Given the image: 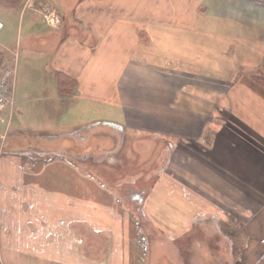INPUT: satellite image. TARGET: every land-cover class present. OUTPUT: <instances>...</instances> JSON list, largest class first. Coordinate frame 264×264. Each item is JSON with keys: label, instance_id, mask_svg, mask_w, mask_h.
Masks as SVG:
<instances>
[{"label": "rangeland", "instance_id": "obj_1", "mask_svg": "<svg viewBox=\"0 0 264 264\" xmlns=\"http://www.w3.org/2000/svg\"><path fill=\"white\" fill-rule=\"evenodd\" d=\"M45 1L40 5L42 1L33 0L27 7L32 5L39 11L43 9L44 19L46 13L55 12L58 18L55 25L60 24L63 32L69 26L82 25L75 14L86 18L89 4L90 8H97L93 19L108 25L106 29L113 43L104 48V57L97 62L101 69L96 73V89L90 97L97 101L84 103L87 97L80 95L76 97L79 101H73L69 106L68 99L63 98L64 104L58 109L43 112L41 117L35 112H27L21 120L15 112L10 129H5H9L8 132L0 134V147L4 148L1 146L2 136L7 139L19 120L20 124L44 125L45 129L39 133L71 132L80 140V179H94L96 185L105 183L114 195L124 199H120L122 207L128 205L137 215L142 212L139 206L153 182L156 183L158 172L164 171L162 182L176 185V192L191 203L194 221L185 240L176 242L175 250L168 248V255H158L159 250L152 241L156 227L146 216L142 217L140 226L144 234L152 236L146 264H264V128L258 117L253 120L255 125H251L247 117L238 121L235 116L244 99L240 91L234 93L231 88L237 84L242 87L249 80L264 91V0ZM6 8L0 5V12ZM0 19L4 21L1 15ZM9 23L4 34L8 41L15 42V19ZM40 23L45 24L44 21ZM28 25L26 16L22 36ZM22 62L20 59V68ZM169 72L174 73L171 78ZM120 80L124 89L121 91ZM228 85L231 86L229 89ZM171 87L176 95L175 112H168L163 107L167 106ZM224 91L229 93L228 97H234L226 107L221 105ZM187 92L195 93V96ZM153 96L155 104L151 103ZM251 97L256 102L254 109L263 110L257 103L264 97L258 94ZM125 98L131 100L132 107L144 108V116L142 112L132 111ZM200 98L205 105V111L201 112L203 122L198 118L199 112L195 111L199 109L198 105L194 107ZM122 105L129 111L126 112ZM189 105L192 113L186 110ZM127 114V122L131 124L125 123ZM193 115L197 118L194 119ZM146 118L152 122L150 125H138ZM87 123L93 125L83 127ZM238 123L243 126L237 127ZM4 125L0 124V132ZM201 134L207 140L208 152L215 150L208 154V158L202 155V160L199 153L195 157V154L189 156L184 151L186 136L192 138V151H198L199 144L194 139ZM138 136H155V141L145 147L140 141L144 139L134 138ZM217 136L236 137L241 141L243 137L253 136L255 159L247 153V144L245 146L242 142L234 145L233 154L227 152V145L216 154ZM10 137L4 143L5 149L22 139L14 134ZM98 161L104 163L93 164ZM200 161L202 166H207L208 172L221 171L223 174L221 177H200L196 172L203 168ZM142 169L146 171L145 175ZM84 170L90 172V177L83 173ZM217 178L224 181L225 191L216 190ZM1 179L0 182L4 181ZM105 195L110 197L108 190L97 191L95 200L102 202ZM107 203L110 204L108 200ZM109 209L100 206V215L108 219L102 220L103 226L115 222L114 217L110 219ZM85 210L80 209L81 216ZM6 215V209L1 207L0 264H41L39 257L7 249ZM83 225L78 224L83 249L80 264L87 263L88 251L97 259L100 253L109 251L104 240L96 248L97 235L88 232ZM132 231L130 226L129 234ZM200 246L204 249L199 250ZM122 258L126 264L134 261L130 255ZM114 259L116 262L120 260L119 256Z\"/></svg>", "mask_w": 264, "mask_h": 264}, {"label": "crops", "instance_id": "obj_2", "mask_svg": "<svg viewBox=\"0 0 264 264\" xmlns=\"http://www.w3.org/2000/svg\"><path fill=\"white\" fill-rule=\"evenodd\" d=\"M40 1H42L39 2L40 5L46 2L45 0ZM75 1L78 2V0ZM87 1L90 3L92 0ZM28 3H33V0H26L21 7L6 8L0 12L6 22L2 20L3 28L0 30V52L3 54L0 80L7 76V85L12 93L13 101L11 113L7 112L5 115L2 122L5 123L4 129L0 134L8 132L15 112L19 115L20 120L27 112H35L38 117H41L43 112L53 111L63 105V98L68 99L70 106L73 101H79L76 97L80 95L87 97V101L83 100L84 103H95L97 100L90 97H93V90L96 89V73H99L98 70L101 69L97 62L104 57V48L110 47V44L113 43L106 29L108 25L100 23L99 19H93L95 13L97 14V8L93 6L90 8V4L87 5L86 18H81V14H75V18L81 21L82 25L69 26L66 28L67 31L63 32L60 24L54 26L46 22L43 9L39 11L32 5L27 7ZM100 11L105 13L104 10ZM26 16L29 25L26 27V34L22 36L23 22ZM14 19L16 38L15 42H11L5 37L4 28L10 24V20L13 21ZM41 21H44L46 25L43 24L44 26H42ZM131 45L133 44L131 43ZM124 46L126 47V40ZM20 59L23 61L21 68L19 67ZM60 74L76 82V86L69 95H65L60 90L58 79ZM171 75L173 76L174 73L169 72L170 78ZM121 80L119 91L123 89ZM245 83L242 87H238L240 84H237L236 87L230 85L227 87V89L231 87L234 93L240 91V96L244 99L242 108L235 117L238 121L239 118L244 120L247 117L251 125H255L254 121L258 117L264 128V99L257 103L263 110H255L253 105H256V102L251 97L255 94L264 97V91L249 80ZM67 85L68 87L71 86ZM125 92L129 98L127 90ZM224 92L221 105L226 107V105L231 104L234 97L232 95V98L228 97L229 93ZM187 94L195 96V93L192 94V92H187ZM175 97V89L169 88L167 106H163L168 112H175L176 110L174 106ZM125 99L132 111L142 112L144 116V108L132 107L131 100ZM236 99L238 104L239 96ZM152 100L151 103L155 104L154 96ZM189 104L191 105V101ZM190 105L186 110L192 113L193 109ZM204 106L201 98L199 103L194 106L199 108L195 111L199 112L200 117L198 118L201 121L203 119L201 112L202 110L205 111ZM125 110L126 112L129 111ZM193 116L194 119L197 118V116ZM127 117L128 114L125 123L131 124V122H127ZM188 118L190 119V115ZM19 122L16 124V128L12 130V134L22 139L13 145L10 144L8 149H5L4 143L12 135L9 133L7 139L2 136L4 142H1V146L4 145V148L0 147V179L4 178V181L0 182V196L1 192L3 196L2 202L0 201V208H5L7 211L5 218L6 223H8L6 233L9 251L24 252L39 257L41 264H80L79 257L83 249H81L82 241L78 224L82 223L88 232L97 235L96 248H99L101 241L104 240L105 246H108L107 249H109L107 252L100 253L98 259L94 257V254L91 257V252L88 251V260L85 264H126L122 262L124 255L133 256L134 261L131 264H146L152 236L151 234H144L140 226V220L145 216L156 227V235L152 241H155V248L159 250L158 255H168V248L175 250L176 242L185 240L187 230L194 221L192 205L184 195L176 192V185L162 182L164 171L158 172L156 183L153 182L147 197L139 206L143 214L141 212L140 215H137L128 205L122 207L121 200L124 201V199L120 196V200L114 195L105 183L96 185L94 179H80L82 170L78 150L79 137H75L71 132L39 133L45 129L44 125L32 124L31 126L25 122H23L24 124ZM150 123L152 122L146 118V120H140L138 125L141 124L145 127ZM91 125L93 123H87L83 127ZM240 125L243 126L238 123L237 127H241ZM74 127L76 129L81 128V126ZM6 128L9 129L5 131ZM134 138L137 140L144 139L140 141L145 147L155 141V136ZM187 139L186 136L185 142L187 143L184 144V151L189 156L195 154L197 157L196 155L199 153L202 160V155L208 158V154L215 151L209 150L208 152L207 140L202 138V134L194 139L199 144L198 151L196 149L192 151V138H189L188 141ZM215 140L217 144L216 154L221 153L224 145H227V152L233 154L236 149L234 145L242 142L245 146L247 144V153L255 159V138L253 136L243 137L242 141L236 137L225 138L223 136H217ZM172 142L176 144L175 140ZM195 157L193 160H196ZM101 163L104 162L98 161L93 164ZM199 163L202 166L203 162L200 161ZM202 167L196 168L200 177L209 175L221 177L223 174L219 171L220 169L219 172L212 171V174V172H208L207 166ZM85 171L83 173L90 177V172ZM145 174L146 171L143 170V175ZM216 180L218 181L216 182V190L225 191L224 181L218 180V178ZM126 187L128 188V186ZM103 189L109 191L110 197L105 195L102 202H98L95 200V194L97 191L103 192ZM107 200L110 204L107 203ZM101 205L110 208L108 210L111 214L110 219L114 217V223L108 222L107 226L101 224L103 219L108 221L107 218L100 215ZM150 205H152V210H150ZM81 208L86 209V213L82 216L80 214ZM130 226L133 231L129 234ZM0 234L3 235L1 228ZM104 234H107V237ZM0 247L1 251L2 246L0 245ZM200 249H204V247L200 246ZM115 256H119L120 260L116 262Z\"/></svg>", "mask_w": 264, "mask_h": 264}, {"label": "built area", "instance_id": "obj_3", "mask_svg": "<svg viewBox=\"0 0 264 264\" xmlns=\"http://www.w3.org/2000/svg\"><path fill=\"white\" fill-rule=\"evenodd\" d=\"M45 19L51 25H55L56 23H58V18L56 16V13L53 11L46 13ZM2 28H3V22L0 19V30ZM12 107H13L12 93L7 85V76H5L3 77V79L0 80V123L4 121V117L7 114V112L11 113Z\"/></svg>", "mask_w": 264, "mask_h": 264}, {"label": "trees", "instance_id": "obj_4", "mask_svg": "<svg viewBox=\"0 0 264 264\" xmlns=\"http://www.w3.org/2000/svg\"><path fill=\"white\" fill-rule=\"evenodd\" d=\"M23 2L24 0H0V5H3L4 7L7 8H14L22 5ZM2 62H3V54L0 52V67L2 66ZM58 79H59L61 92H63L65 95H69L72 89L76 86V82L62 74L58 75ZM67 84L71 86L68 87Z\"/></svg>", "mask_w": 264, "mask_h": 264}]
</instances>
